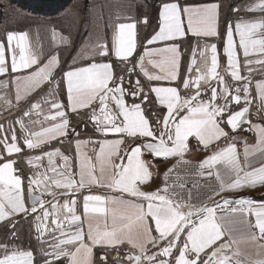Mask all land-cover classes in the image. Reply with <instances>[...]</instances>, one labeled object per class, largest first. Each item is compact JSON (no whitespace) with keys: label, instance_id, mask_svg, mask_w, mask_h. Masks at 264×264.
Returning <instances> with one entry per match:
<instances>
[{"label":"snow or ice","instance_id":"6c2138e0","mask_svg":"<svg viewBox=\"0 0 264 264\" xmlns=\"http://www.w3.org/2000/svg\"><path fill=\"white\" fill-rule=\"evenodd\" d=\"M218 8L219 5L215 3L184 7L183 10L175 3L164 4L159 14V31L149 43L164 42L174 37L185 36L182 14L187 18L189 32L206 37L217 36ZM256 8L264 10V0H259L258 4L252 5L248 10ZM135 29V23L117 25L114 35V55L117 58L127 59L132 56L136 47ZM234 31L239 37V48L243 51L245 67H247L252 63L248 59L250 53L264 54V17L253 21L237 22L234 29L231 24L227 27L223 47L227 58L225 72L229 73L234 81L239 82L248 78L240 74ZM257 35L260 38H255ZM6 39L7 51L11 57V72L18 73L21 70H27V74L15 75L11 81L16 90L15 98L19 102L30 96L45 82H50L52 73L58 65V58L52 56L46 63L40 65L37 57L29 53L28 38L25 32H8ZM17 49L19 50L18 55ZM209 52L210 65L208 63ZM154 53L161 54L163 58L160 61L149 60V63L159 68L164 74H149L144 68V57L142 56L140 68L143 75L150 81L176 80L179 62L178 47L173 44L154 49L147 54L151 56ZM100 55H107V52H101ZM200 55L204 60L206 71L197 68L195 78H190L192 67L196 63L195 59H192L189 63V77L183 80L185 91L195 88L194 95L182 96L178 87H151L150 91L155 94L157 102L167 108V114L163 117V131L160 132L158 138L144 114L141 103L128 106L124 100L125 89L119 85L114 88L110 86V82L114 81L110 63L93 62L87 66L64 72L63 77L67 85V97L71 110L86 109L98 101L103 120L101 121L96 115L95 109L91 114V118L97 122V130L127 137L135 146H125V139L97 141L95 143H98L99 148L98 151L93 150L95 155V163H93L86 153L81 152L82 145H86L89 141L77 140L76 159L79 170L76 173H73L69 165L70 158L61 153L59 148L44 152L42 156L28 157L29 165L47 157L46 171L52 174L49 176L37 172L34 176L28 177L27 201L31 204L30 208L26 205L22 175L17 174L14 167L16 161L0 155V160L4 161L0 163V222L18 214L27 217L31 213L35 215V230L38 233L36 239L41 241L46 231H53L47 227L49 217H53L51 223L61 230L60 237H53L54 242L50 245L52 252H46L43 248L41 252L44 256L66 258L68 264H94L93 250L95 247L113 248L125 243L131 249L124 256L127 264H144V261L148 264H173V261L169 259L157 260L158 256H174V264H264V203L256 204L251 200L241 198L235 201L237 207L230 208L225 215L217 216L216 207H210L206 202L200 205L192 203L191 190H189L188 199L185 200L167 183L169 174L177 165H173L164 172V184L161 187L150 191L141 188V185L149 183L152 177L148 163L142 158L144 152L165 159L179 157L177 164L181 162L190 164L191 161L184 160V153L188 150L186 141L189 136L195 135L207 148L213 140H219L228 135L220 126L217 117L228 111L229 102L240 103L241 88L238 87L236 94H232L229 91L230 86L225 83L224 77L217 71L219 63L216 44L205 45V51H202ZM257 63H264V61H257ZM33 66H36L34 71L31 70ZM7 71L5 45L0 42V74ZM213 79L217 80L220 85L219 93L217 88L209 84V81ZM202 82L208 84L211 90V97L207 101L200 98ZM0 86L7 87L8 85L2 83ZM255 87L257 97L261 101L259 108L264 109V80L257 81ZM242 91L245 93L246 106L227 116L226 123L233 131L242 121L251 123L245 120L250 111L247 105L252 102L248 95V83H244ZM131 95L136 97L141 95V92L133 90ZM218 95L225 100L224 104L216 103ZM147 99L148 97L145 96V100ZM110 101H114L118 109L117 115L110 114ZM40 107V103H32L29 111L39 110ZM62 107L60 103L51 104V109L55 110V113L46 116L45 119L53 121L59 119L61 122L53 123L51 127L30 133L28 137H25L24 143L28 149L38 148L48 140L66 135L69 121L66 113L60 110ZM24 115H29V112H25ZM118 117H122L119 123L116 122ZM17 123L22 129L24 128L22 121L18 120ZM252 127L256 130V144L248 145L245 142L243 164L234 142L227 143L226 146L218 148L199 161L198 175L207 178L215 177L218 184L207 200L212 201L213 197L220 196L221 193L242 188L264 187V164L251 167L249 160L257 153L264 156V126L252 125ZM2 130L3 126L0 125V131ZM138 138L140 143H136ZM11 139L12 143H8L7 136L0 139V144H3L8 156L21 152V148L16 143L15 132ZM57 156L64 162L61 166L63 170H58L54 166V158ZM116 160H119V163H116ZM218 166H223V174ZM97 168L99 175L96 174ZM74 175L79 176V181L73 178ZM52 185L57 189H66L68 192L93 185L106 187L119 190L143 202L134 203L102 195H85L83 197V219L76 214V201L73 199L71 206L68 201H65L62 206L70 215L66 214L64 220L61 221L56 218L61 206L52 204V211L49 212L45 207L46 202L41 196L35 195V191L43 186L42 193H49L55 198L56 193L52 191ZM179 187L183 189L184 185L180 184ZM144 202H146V207ZM228 203L225 199V208ZM109 205H119V207H109ZM38 208L42 215H36ZM232 216H240L241 222L247 225L249 231L245 237L240 239L235 237L233 227L235 222L230 219ZM249 216L254 217V222L247 219ZM65 222L70 228L72 225H77L75 230L64 232L62 228ZM85 223L87 224L86 233L83 229ZM185 232L183 246H180L177 240L180 239L181 233ZM13 236L15 238V234ZM85 237L87 242H85ZM161 242H166V245L160 247ZM241 242L249 243L255 249V256L242 251L239 247ZM149 245L153 248L160 247V251L154 252L151 256L147 255ZM0 248L3 250V255H0V264H34V254L31 250H22L19 247L9 250L7 246H0ZM174 248L178 250V255L173 253ZM189 253L193 254L194 258L189 259ZM100 259L107 264L106 254H102ZM115 259H120L119 254ZM45 264H51V262L45 260Z\"/></svg>","mask_w":264,"mask_h":264},{"label":"crops","instance_id":"0c3cea01","mask_svg":"<svg viewBox=\"0 0 264 264\" xmlns=\"http://www.w3.org/2000/svg\"><path fill=\"white\" fill-rule=\"evenodd\" d=\"M166 3H175L181 10L184 7H196V6H205L208 4H217L219 5L217 13V36L206 37L203 35H196L188 31L187 28V18L182 14V19L184 21L185 36L183 37H174L169 41H157L154 43H149L151 38L159 31L160 27V11L164 4ZM259 0H238L236 3L231 5H223L218 0H209L205 2H186L183 0H171L164 1L159 5V8L156 13L153 14V24H155V29L150 32L149 35L143 36L140 33V27L146 26L148 22L146 17H141L139 21L130 18L128 15H115V21L110 22L107 27L108 33L98 40L97 42H85L75 55L67 60L64 66L61 65L58 47L61 45V40L59 37L55 47L50 44L47 46L49 38L43 39V43L40 40L33 39L28 30L23 28L15 29H0V42L5 45V57L8 71L4 74H0V85L2 83H7V87L0 86V125L3 126V130L0 131V139H3L7 136L8 143H12V134L15 132L17 137L16 143L18 147L21 148L20 153L12 154L8 156L4 150L3 144H0V155L6 156L8 159L16 161L14 167L17 170V174L22 175L23 179V190L26 199V205L30 208L31 204L27 201V192H28V177L34 176L35 173L39 172L42 174H47L51 176V173H48L46 170L48 168L47 157H44L39 162H33L32 165L27 163L28 157L42 156L44 152L52 151L59 148L60 152L70 158L69 165L72 168L73 173L78 172L77 159H76V141H89L86 145H82L81 152L86 153L95 163L94 149L98 151L99 145L95 143L100 140L109 139H125L126 145L135 146L132 140L127 137H122L114 133H103L102 131L97 130V122L91 118V114L95 109L96 115L103 120V115L99 111V102H94L92 107L86 109H78L77 111H72L69 107L68 97H67V85L64 80V72L73 70L74 68L84 67L93 62L95 63H110L113 69L114 81L110 82L111 87H116L117 85L125 89L124 100L128 106H131L133 103H141V107L144 110L146 118L149 120L150 125L155 130L157 138L160 135V132L163 131V117L167 114L166 106L160 105L155 97L154 93H151L150 89L153 86H164V87H178L180 94L182 96L188 97L195 94V88H191L187 91L183 88V80L185 77H189V63L192 59H195L196 63L192 67L190 78L194 79L197 75L196 69L199 68L202 71H206L204 68V60L201 57L200 53L205 51V45H217L218 53V63L219 67L217 71L221 76L224 77L225 83L230 86L229 91L232 94H236V89L239 87L241 91L239 95L241 96V101L239 104L234 102H229L228 111H225L220 116L217 117L220 122V126L228 133L227 137H221L219 140H213L208 147L206 148L202 144L198 137L195 135L189 136L186 144L187 151L184 153V160L191 161L190 164H185L183 162L177 164L179 157L163 158L155 157L149 152H144L142 158L148 163L150 171L152 172V177L149 183L141 185V188L146 191L154 190L157 187H161L164 184V172L171 168L173 165H177L172 169L169 174L167 183L171 188L176 191L179 196L183 199H188L189 190H191L192 203L200 205L202 203H207L210 207H216L217 205H224V200H228L227 208L228 210L232 207H237L235 203L238 199H248L253 201L256 204L264 203V187L257 188H242L232 192L221 193L220 196L213 197L212 201L207 200V197L212 194V190L218 187V184L215 180V177L207 178L201 177L198 175V164L204 157L211 154L213 151H216L218 148L226 146L229 142H234L237 146V151L239 153V158L243 164L244 157V144L247 142L248 145L256 144V130L252 125H261L264 126V109L259 108L261 101L257 97L256 82L264 80V63H257V61H264V54L260 53H250L248 59L252 61L247 67H245V57L243 51L239 48V37L235 34L234 31V41L237 44V54L240 62V74L242 77H247V80L244 81H234L230 74L225 72L227 67V58L223 52L224 41L226 39V31L229 24L235 27V24L240 21H253L258 20L264 17V10L256 8L249 11L252 5L258 4ZM147 21L146 23L144 21ZM120 23H135L136 24V36L135 43L136 47L133 51L132 56L127 59L117 58L114 55V35L117 30V25ZM150 24V18L148 25ZM1 26V25H0ZM52 30L51 38L54 39V32ZM8 32H25L27 33V44L29 53L35 55L38 59V63L42 65L46 63L48 59L52 56H57L58 65L52 73L50 82H45L38 88L35 92L31 93L26 99H22L19 102L16 100V90L11 81L15 75H24L27 74V70H21L18 73L11 72V57L7 51V33ZM61 35V34H59ZM49 37V36H48ZM66 37L63 35V42H67ZM255 38H260L257 35ZM14 46H15V42ZM176 45L179 49V62L177 66V79L176 80H148L141 71L140 63L141 57L143 56V65L144 68L151 75H163L159 68L153 67L149 60L160 61L163 57L161 54L154 53L149 56L147 53L152 52L154 49L164 48L169 45ZM17 49V55H18ZM107 52V55H100L101 52ZM195 52V55L193 53ZM208 63L210 65V52L208 53ZM115 62V64L112 63ZM36 66H33L31 70H35ZM251 69V71H249ZM244 83L249 85V97L251 99V104L247 105L250 108L249 113L246 115L245 120L250 121L251 123L241 122L239 127L233 131L231 127L226 123L227 116L231 112L238 111L245 107V93L242 91ZM211 87L217 88L218 93L220 91V85L217 80L213 79L209 81ZM201 92L200 98L203 101L209 100L211 97V90L208 84L203 82L200 85ZM135 90L141 92V95L133 97L131 92ZM145 96L148 97L145 100ZM9 101L10 103H7ZM143 101V103H142ZM230 101V96H229ZM199 102V101H198ZM32 103H40L41 107L39 110L29 111L31 109ZM52 103H60L63 107L60 109L66 113V118L69 121L68 127L66 129V135L57 136L55 139L48 140L46 143L41 144L38 148L28 149L24 143L25 137H28L30 133L40 132L44 128L51 127L53 123L61 122L59 119L53 121L51 119H45L46 116L54 115L55 110L51 109ZM216 103L222 105L225 103V100L218 95ZM195 106V105H193ZM185 114H186V110ZM29 112V115L25 116L24 113ZM109 112L110 114L117 115L118 109L115 106L114 101L109 102ZM22 121L24 128H21V125L17 121ZM122 120V117H118L116 122L119 123ZM233 138H235L233 140ZM149 140L151 138H148ZM155 142V141H152ZM136 143H140L138 138ZM123 151V149H122ZM251 167H259L261 164H264V156L257 153L256 155L249 158ZM54 166L58 170H63L62 165L64 162L59 156L54 158ZM4 162L0 160V163ZM116 163H119V160H116ZM222 174L224 173L223 166H218ZM97 175L99 171L97 168ZM76 181H79V176L74 175L73 177ZM187 181H199L200 186L198 188H188L184 184ZM50 183V181H49ZM180 184L184 185V188L179 187ZM36 189V186H33ZM42 187L35 191V195L41 196V198L46 202L45 207L49 212L52 211L51 205L57 204L60 207L56 218L63 221L65 215H70L63 209L65 201H68L71 206V201L75 199V211L77 215H80L83 219V197L85 195H102L107 198H116L132 201L134 203H142L140 199L130 197L126 193H121L119 190L108 189L106 187L99 186H90L78 191L68 192L66 189L60 188L57 189L52 185V191L56 193L55 198L53 195L43 192ZM215 201V202H213ZM145 207H146V202ZM109 207H119V205H109ZM227 213V212H226ZM226 213H218L217 216L225 215ZM36 215H42L39 208ZM53 217H49L47 221V227L53 231H46L41 241H37L36 237L38 233L35 230V215L29 213L27 217L23 214L15 215L4 222H0V246H7L9 250L14 247H19L22 250H31L34 254V264H45V260L51 262V264H68L66 258H54V256H44L42 255L41 248L46 252H52L50 245L54 242L53 237H60V229L56 228V225L51 223ZM235 223L234 235L237 239L245 237L249 231L247 225L241 222L240 216L230 217ZM249 221L254 222V217H247ZM8 224L10 231L3 232L2 227ZM14 225V226H13ZM77 225H72L71 228L65 224L63 225L62 230L64 232L74 231ZM83 229L85 233L87 232V224H83ZM15 234V238L13 236ZM155 235V232H153ZM185 233H181V237L177 240V244L183 246ZM66 238V237H65ZM14 242V243H13ZM85 242L87 239L85 237ZM166 245V242H161L160 247ZM149 247V252L147 255L151 256L154 252L158 253L160 247L153 248L151 245ZM242 251L247 252L255 256V249L249 243L241 242L239 245ZM130 246L125 243L119 247L106 248V247H95L93 250V262L94 264H105L104 261H101L100 257L102 254L107 255V264H127V261L124 259V256L130 251ZM173 253L178 255V250L173 249ZM119 254L120 259L116 260L115 258ZM0 255H3V250L0 248ZM189 259L194 258L193 254L189 253ZM159 259H169L173 261L174 256L163 257L158 256ZM144 264H148L147 261H144Z\"/></svg>","mask_w":264,"mask_h":264},{"label":"trees","instance_id":"16d2710c","mask_svg":"<svg viewBox=\"0 0 264 264\" xmlns=\"http://www.w3.org/2000/svg\"><path fill=\"white\" fill-rule=\"evenodd\" d=\"M164 1L171 0H3L1 3V12L5 6H17L19 10L23 11L24 15L20 16L21 21L29 24V26H33L32 23L39 21L40 23H49V24H58L59 22L63 23L68 28V24H72V19L75 17V13L77 18H80V26L82 28H86V30H82V35H85L88 30V16L87 14L94 10L93 7L98 8L97 11L101 17V24L106 22V18L111 11H106L105 5L106 3H118L119 6L117 10L114 11L116 14L120 15H128L130 18L139 21L141 17H146L148 22L150 18V24L146 23V26L140 27L139 31L143 34V36H147L150 34L152 30L155 29V24H153V14L157 12L159 5ZM186 2H205L209 0H183ZM224 6L225 5H233L238 0H218ZM242 1V0H241ZM5 2V3H4ZM97 13V14H98ZM26 14V15H25ZM3 19V14L0 13V28L2 27L1 20ZM67 22V23H66ZM63 26V25H61ZM72 26V25H71ZM27 28H29L27 26ZM57 29V27H54ZM70 31V30H69ZM85 36H77L74 41L70 38L68 45L65 47V52L58 49L61 65L64 66L65 62L72 58L77 50L80 48V45ZM115 64L114 61H112ZM3 232H9L10 228L8 224L2 227ZM3 236V234H0Z\"/></svg>","mask_w":264,"mask_h":264},{"label":"rangeland","instance_id":"374dc122","mask_svg":"<svg viewBox=\"0 0 264 264\" xmlns=\"http://www.w3.org/2000/svg\"><path fill=\"white\" fill-rule=\"evenodd\" d=\"M3 2V0H0V13L3 14V19L1 20V23L3 24L2 27L0 28L1 30H5V29H15V28H23L29 31L31 37L33 39L36 40H40L43 43V39H47L49 38L48 42H47V46L48 44H50V46H54L55 47V43H57L58 38L59 37L61 40V45L57 48L60 49L61 51L65 52V47L68 45L70 38H72V40L74 41L75 37H84L80 47L87 41V42H97L98 40H100L101 38H103L107 33V27L109 26L110 22L115 21V15H118V13L116 14L114 11L117 10V7L119 6V4L116 2L114 4L111 3H106L105 8L106 11H111V13L108 14V17L105 19L106 22L101 24L100 22L102 21V17L101 15L97 12L99 9L96 7H93L94 10H91L87 16H88V22L87 24H85L86 26L88 25V30L87 33L85 35H82V30H86V28H82V26H80V18H77V15L75 13V17L72 19V24H68V28L67 26H65L62 22L56 24H49L48 22L46 23H40L39 21H36L33 24V26H29V24L21 21L22 19L20 16L24 15L23 11L19 10L17 6L11 5V6H5V8H3L2 12H1V3ZM5 3V2H4ZM98 13V14H97ZM26 15V14H25ZM121 16H123L120 13ZM63 25V26H61ZM72 25V26H71ZM27 26L29 28H27ZM54 27H57L54 28ZM56 30L54 32L55 38L52 39L51 38V31L52 30ZM70 30V31H69ZM61 34V35H59ZM63 35L66 37L65 39H67V42L65 40V42H63ZM49 36V37H48ZM79 50V49H78ZM14 243V242H13Z\"/></svg>","mask_w":264,"mask_h":264},{"label":"built area","instance_id":"2783aa9c","mask_svg":"<svg viewBox=\"0 0 264 264\" xmlns=\"http://www.w3.org/2000/svg\"><path fill=\"white\" fill-rule=\"evenodd\" d=\"M184 185L188 188H198L200 186V182L199 181H187L185 182ZM216 208H217L218 213H226L228 211V208L227 207L225 208L224 205L219 204V207L216 206Z\"/></svg>","mask_w":264,"mask_h":264}]
</instances>
